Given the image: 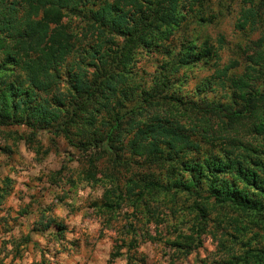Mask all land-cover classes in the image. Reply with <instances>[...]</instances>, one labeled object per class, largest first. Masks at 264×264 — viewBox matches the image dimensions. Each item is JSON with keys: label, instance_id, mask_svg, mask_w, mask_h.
I'll list each match as a JSON object with an SVG mask.
<instances>
[{"label": "trees", "instance_id": "1", "mask_svg": "<svg viewBox=\"0 0 264 264\" xmlns=\"http://www.w3.org/2000/svg\"><path fill=\"white\" fill-rule=\"evenodd\" d=\"M208 2L0 0V129L23 127L31 138L49 132L94 151L92 164L107 159L115 169H138L130 178L115 171V188L137 201L152 194L193 199L205 225L197 228L196 246L177 245L187 256L207 234L211 200L264 218V0H246L237 23L258 34L244 70L234 61L211 78L228 104L186 101L170 85L173 72L218 57L208 42L178 53L174 69L163 66L149 86L132 70L139 49H166L186 16ZM69 15L85 19L96 36L75 64L69 61L78 37L66 24ZM245 246L243 257L221 264H264V250Z\"/></svg>", "mask_w": 264, "mask_h": 264}, {"label": "rangeland", "instance_id": "2", "mask_svg": "<svg viewBox=\"0 0 264 264\" xmlns=\"http://www.w3.org/2000/svg\"><path fill=\"white\" fill-rule=\"evenodd\" d=\"M245 2L209 0L205 11L186 16L166 49H139L132 65L137 82L149 86L163 66L174 69L178 53L208 42L218 57L173 72L170 85L186 101L228 104L229 95L211 78L231 62L239 63V72L246 66L248 45L258 34L237 28ZM86 22L72 15L66 19L78 37L70 63L82 59L96 41ZM94 155L49 132L31 138L23 127L0 129V264H221L243 257L250 249L245 245L264 250V218L211 200L206 203L207 234L187 256L186 248L177 245L196 246L203 223L192 209L193 199L152 194L137 201L124 196L115 188V173L130 178L138 169H115L107 159L92 164ZM50 222L62 227L48 228Z\"/></svg>", "mask_w": 264, "mask_h": 264}]
</instances>
